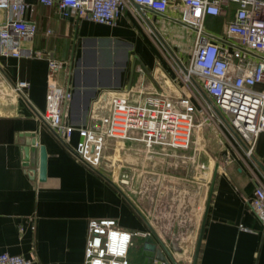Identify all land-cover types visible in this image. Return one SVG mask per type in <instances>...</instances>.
Wrapping results in <instances>:
<instances>
[{
    "label": "crops",
    "instance_id": "crops-1",
    "mask_svg": "<svg viewBox=\"0 0 264 264\" xmlns=\"http://www.w3.org/2000/svg\"><path fill=\"white\" fill-rule=\"evenodd\" d=\"M26 2L24 18L36 24L34 37L21 42L19 57L0 53V252L33 258L32 264H85L88 221L114 218L133 233L131 264H143L146 235L160 240L177 264H191L212 187L196 264H264V225L246 203L257 183L264 184V132L249 159L216 120L197 112L187 149L149 153L141 142L109 139L93 167L73 150L76 131L65 143L42 117L48 65L36 52L63 62L57 82L72 92L65 121L75 127L106 115L116 93L131 101L190 96L201 110L202 99L181 72L191 52L164 34L172 23L195 34L179 22L180 1L163 16L148 11L143 17L128 2L113 25L64 18L57 6ZM6 16L0 10V24ZM211 18L221 27L205 29L226 39L224 18L208 16L205 23ZM18 81L28 83L21 92L14 90ZM26 132L46 148L44 181L36 156L24 166Z\"/></svg>",
    "mask_w": 264,
    "mask_h": 264
},
{
    "label": "built area",
    "instance_id": "built-area-1",
    "mask_svg": "<svg viewBox=\"0 0 264 264\" xmlns=\"http://www.w3.org/2000/svg\"><path fill=\"white\" fill-rule=\"evenodd\" d=\"M37 1L44 6H57L64 18L74 16L113 25L128 2L137 5V12L143 17L148 11L163 16L177 0ZM178 1L179 22L196 35L189 62L182 66L181 72L195 98L202 99L201 110L190 96L170 99L146 95L131 101L127 93H116L111 97L106 115L89 125L75 127L65 121L72 92L57 82L63 62L36 52V56L47 58L48 65L42 117L65 143H69L73 132L78 133L80 140L73 150L90 166H99L109 139L141 142L149 153L155 152V147L187 149L197 112L206 113L209 121L216 120L242 153L253 158L257 138L264 132V0ZM231 5L235 7L228 18ZM28 9L26 0H0V10L7 13L0 24L1 54L19 57L21 42L34 37L36 24L24 18ZM208 16L224 18L226 39L205 29ZM257 84H262V89H255ZM27 85L25 81H18L14 90L21 92ZM231 161L230 154L225 153L223 164ZM246 203L264 225L263 183H257ZM132 244L133 233L120 228L114 218H91L84 249L85 264H131ZM32 262L33 258L0 252V264Z\"/></svg>",
    "mask_w": 264,
    "mask_h": 264
},
{
    "label": "water",
    "instance_id": "water-1",
    "mask_svg": "<svg viewBox=\"0 0 264 264\" xmlns=\"http://www.w3.org/2000/svg\"><path fill=\"white\" fill-rule=\"evenodd\" d=\"M25 137L30 138V140H27L25 142V146H23V163L24 166H29L31 160L36 156L37 158V174H38V180L44 181L46 179L47 174V151L44 145L37 144V139L35 136L29 132H26L24 134ZM218 164L215 165L214 171H213V180L217 174ZM212 187L210 189L208 201L204 210V215L201 222V227L199 231V236L197 239V244L195 248V252L193 255V259L191 264H196L199 250H200V244L202 239V233L203 228L205 225V219L208 211V206L210 202ZM142 256L144 258L143 264H153V262L160 263V264H177L172 255L169 253L165 245L160 240H155L150 235H146L144 237V242L142 246Z\"/></svg>",
    "mask_w": 264,
    "mask_h": 264
},
{
    "label": "rangeland",
    "instance_id": "rangeland-1",
    "mask_svg": "<svg viewBox=\"0 0 264 264\" xmlns=\"http://www.w3.org/2000/svg\"><path fill=\"white\" fill-rule=\"evenodd\" d=\"M205 27L209 30H218L221 27V24L216 19H209L205 23ZM167 31V30H166ZM164 31V34H167L170 38H173L175 43L183 50H186L187 54L191 52L190 47L193 45L194 33H191L188 29L175 28L174 23L169 25L168 31ZM173 44V43H172Z\"/></svg>",
    "mask_w": 264,
    "mask_h": 264
}]
</instances>
